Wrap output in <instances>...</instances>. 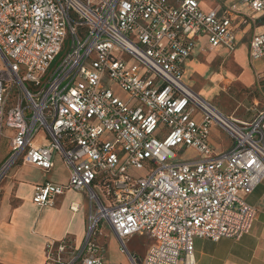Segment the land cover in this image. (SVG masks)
Returning <instances> with one entry per match:
<instances>
[{
    "label": "built area",
    "instance_id": "2783aa9c",
    "mask_svg": "<svg viewBox=\"0 0 264 264\" xmlns=\"http://www.w3.org/2000/svg\"><path fill=\"white\" fill-rule=\"evenodd\" d=\"M250 21L262 28L249 43L258 60L264 0L225 12L199 0H0V140L8 138L0 185L17 161L49 171L59 155L67 183L36 185L33 202L53 206L72 189L93 204L81 248L48 241L44 264H116L95 241L103 222L131 264H194L195 238L251 232L257 209L246 197L264 179V109L238 120L183 80L197 38L231 52ZM213 126L230 136L229 149L214 150ZM177 149L197 156L175 161ZM144 167L151 172L132 175ZM141 234L154 240L143 257L126 246Z\"/></svg>",
    "mask_w": 264,
    "mask_h": 264
},
{
    "label": "crops",
    "instance_id": "0c3cea01",
    "mask_svg": "<svg viewBox=\"0 0 264 264\" xmlns=\"http://www.w3.org/2000/svg\"><path fill=\"white\" fill-rule=\"evenodd\" d=\"M171 2L177 4L178 0ZM238 3L239 0H199L205 11L225 12ZM238 7L241 14L257 17L246 6ZM239 15L234 16L237 24ZM261 31L258 23L252 21L241 25L237 31V47L231 52L226 48L211 49L206 38H197L194 53L185 63L184 82L223 114L251 121L264 109V58L252 60L249 54L251 38ZM223 136L222 129L211 128L210 142L217 153L232 146V139L226 142ZM57 171L63 172V178L54 176ZM68 175V168L59 155L55 156L54 167L49 171L21 162L7 173L0 185V264H44L46 244L53 240L69 238L75 250L81 248L93 208L87 192L66 190L56 196L53 206L40 207L32 200L36 185L66 184ZM246 200L257 209L251 232L238 240L195 238L194 264H264V179ZM101 226L108 234L107 239L97 234L95 241L102 247L105 244L106 252L110 251L108 246L112 242V253H115L112 260L102 252L103 257L116 264H120L121 259L131 264L120 250L119 239L112 228L104 222ZM144 235L146 246L132 253L139 257L154 244L149 235Z\"/></svg>",
    "mask_w": 264,
    "mask_h": 264
},
{
    "label": "rangeland",
    "instance_id": "374dc122",
    "mask_svg": "<svg viewBox=\"0 0 264 264\" xmlns=\"http://www.w3.org/2000/svg\"><path fill=\"white\" fill-rule=\"evenodd\" d=\"M58 60H59V57H58ZM106 85L108 87H110L111 89H113L116 95H118L122 98L125 97V94L117 87V85L113 81H108L106 83ZM12 133H13L12 130L7 129L5 136H7V134H12ZM223 137H224V140H226V142H229L230 136L226 132H224ZM7 151H8V138L3 137L0 140V164H2V162L5 161ZM176 152L178 154V157L176 158L175 161H177V160L178 161H185V160L195 158L197 156V154L191 149H187V150H183V151H181L180 149H177ZM19 163H21L20 160L17 161L12 167H14L15 165H17ZM10 171H11V169L9 170V172ZM149 172H151V169L149 167H144V169H142V170L132 171L131 173L136 178V177L146 176ZM63 175L64 174L61 171H57L56 173H54V176H57L59 178H63ZM84 202L85 203L87 202L86 198L84 199ZM86 205L88 206V203ZM97 234H100L102 236V238H104V240L107 239L105 237H107L108 234H107V232L103 226L97 228L94 236L96 237ZM146 243H147V239H146V236L144 234L135 235V237L132 240L128 241V243H127L128 251H130L131 253H134L137 248H142V247L146 246ZM103 245H104L103 251H100V253L103 252L104 257L107 256V258H109L110 260H112V258L114 259L115 253H112V251H113L112 250V242H110L109 246H108L110 248V251L108 250L106 252L107 248L105 247V244H103ZM104 248H105V250H104ZM124 253H125V256H127L129 259L128 252H124ZM119 262H120V264H125V262L122 259Z\"/></svg>",
    "mask_w": 264,
    "mask_h": 264
}]
</instances>
